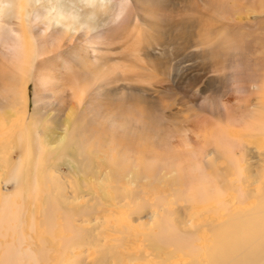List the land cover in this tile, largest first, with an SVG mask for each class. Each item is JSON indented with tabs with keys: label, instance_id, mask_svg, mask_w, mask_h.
<instances>
[{
	"label": "bare ground",
	"instance_id": "bare-ground-1",
	"mask_svg": "<svg viewBox=\"0 0 264 264\" xmlns=\"http://www.w3.org/2000/svg\"><path fill=\"white\" fill-rule=\"evenodd\" d=\"M152 1L160 0H131L127 8L126 0H0V184L12 186L0 187V264H50L53 251L55 264H103L108 252L119 254L112 264H264L260 20L228 42L233 101L202 97L192 109L203 121L175 142V129L145 99L142 85L110 88L93 70H78L74 53L71 59L72 46L95 53L113 31L147 23ZM242 25L229 9L218 12V30ZM141 29L134 43L149 27ZM123 66L109 70L122 73ZM160 67L159 74L172 77L166 64ZM128 88L137 103L123 98ZM170 90L168 84L160 93L169 97ZM59 111L62 120L54 119ZM96 159L99 170L88 176ZM158 185L167 186L170 199L160 194L146 203L147 190ZM60 218L71 235L56 236L65 232ZM37 231L61 240V249L39 243ZM89 238L97 240L94 247L69 251L73 240Z\"/></svg>",
	"mask_w": 264,
	"mask_h": 264
},
{
	"label": "rangeland",
	"instance_id": "rangeland-1",
	"mask_svg": "<svg viewBox=\"0 0 264 264\" xmlns=\"http://www.w3.org/2000/svg\"><path fill=\"white\" fill-rule=\"evenodd\" d=\"M152 2L155 4V9L147 23L138 19V22H131L125 29L119 28L121 30L113 31L107 43L96 46L95 53L91 51L83 53L78 45L72 46L71 59L74 53L76 59L72 60L78 70H93L99 79L113 84L110 88L119 85L124 89L125 86L132 85L138 90V84L142 85L143 90L147 91L145 99L152 102L162 118L175 129L174 137L171 138L175 142L183 129L190 128L197 121H203V117L195 115L192 109L193 105L198 104L202 97H214V99H221L226 102L233 101L234 95L229 83V71L226 68V64H231V61L228 60L229 56L227 57L228 42L232 38V33L236 35L246 28L247 22L253 24L257 19L260 20L257 23L264 26V0L253 2L251 0H218L217 2L216 0H160L159 2ZM226 9H229L232 16L241 24L244 23L240 30L229 29V27L218 30L216 27L218 12L224 13ZM203 23L207 27L204 26V32L201 33ZM146 26L149 29L145 33V37L140 40V44L134 43L139 29ZM222 33L223 37H221ZM254 59L256 58L253 57ZM161 63L166 64L171 69L172 77L169 79L159 74ZM113 64L124 65L123 67L126 69L122 70V73L117 72L116 69L109 70ZM168 84L171 85L169 92L171 95L165 97L160 91L166 89ZM253 86L255 85H251V87ZM103 87L107 89L105 84ZM119 90L122 91L121 88ZM126 90L128 95L125 94L123 98L128 102L137 103L138 95L135 94V91L129 88ZM28 101V109L31 112L33 105L32 84L28 89ZM254 102L255 99L251 97L249 103ZM110 103L113 106L118 102L110 101ZM112 106L107 105L108 108ZM124 107L125 112L130 109L128 105ZM59 112L60 115L54 119H63L61 111ZM49 113L51 114V112ZM138 113L140 112L134 113V115L137 116ZM65 114L63 112V115ZM157 124H159L160 129L165 130L161 120H158ZM48 125L53 124L48 122ZM204 125L206 128L209 127L208 123ZM77 128H82V122L77 124ZM163 136L165 137V133ZM141 137L144 136L138 137L139 142ZM159 139H163V137L161 136ZM16 156H18L17 153L15 158ZM94 163L87 170L89 171L88 176L94 174L92 170L95 172L99 170L101 162L96 159ZM62 169L66 170L67 168L62 166ZM6 178L5 176L3 180ZM126 186L130 190L134 187L133 185ZM0 187L2 191L12 189L11 185L6 187L4 184H0ZM147 193L146 203L148 204L149 202L155 203L156 197L160 194H164L167 199H170L169 189L165 185L152 187L147 190ZM60 194L66 198L64 191H61ZM141 196V194L137 195V197ZM76 209V206H73V211H71L73 216H76ZM36 211V219L40 220L39 210L36 209ZM57 221L59 222L58 229H63L61 218ZM73 222L75 225L77 224L76 219ZM127 223L124 224L127 225ZM106 231L110 237L115 235L110 229H106ZM37 232L42 238L39 243L43 241L49 247L53 245L61 249L59 247L61 240L57 241L42 231ZM55 233L58 237L61 234L63 236L71 235L67 231ZM96 242L97 240L90 238L86 241L73 240L68 249L69 251L80 252V248L86 249L90 246L92 248ZM53 252L49 253V258L52 260L50 264H55L54 261L57 259ZM108 254L110 256L103 261V264H112L113 258L117 261L118 253L111 254L108 252ZM144 263L145 261H138L134 264ZM123 264L127 263L124 261Z\"/></svg>",
	"mask_w": 264,
	"mask_h": 264
},
{
	"label": "clouds",
	"instance_id": "clouds-1",
	"mask_svg": "<svg viewBox=\"0 0 264 264\" xmlns=\"http://www.w3.org/2000/svg\"><path fill=\"white\" fill-rule=\"evenodd\" d=\"M130 3H131V0H126V8H127V7H130ZM126 8H125L123 14L117 16V18H116V20H115L116 23H119V22L123 19V16H124V14H125V12H126Z\"/></svg>",
	"mask_w": 264,
	"mask_h": 264
}]
</instances>
